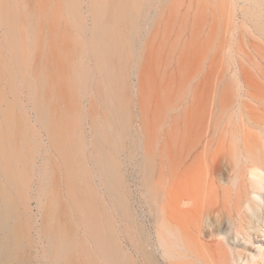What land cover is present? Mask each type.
Returning <instances> with one entry per match:
<instances>
[{
    "label": "rangeland",
    "instance_id": "obj_1",
    "mask_svg": "<svg viewBox=\"0 0 264 264\" xmlns=\"http://www.w3.org/2000/svg\"><path fill=\"white\" fill-rule=\"evenodd\" d=\"M107 38L121 48L125 136L102 102L96 47ZM262 128L264 5L255 0H0V197L12 204L14 264H58L57 231L73 238L59 264H108L89 227L106 234L110 222L120 264H167L145 255L156 243L144 216L149 183L171 196L211 165L223 184L229 170L220 178L212 163L219 146ZM98 150L114 158L119 202ZM201 225L212 245L230 229L217 209Z\"/></svg>",
    "mask_w": 264,
    "mask_h": 264
},
{
    "label": "bare ground",
    "instance_id": "obj_2",
    "mask_svg": "<svg viewBox=\"0 0 264 264\" xmlns=\"http://www.w3.org/2000/svg\"><path fill=\"white\" fill-rule=\"evenodd\" d=\"M255 1L264 5V0ZM120 51L121 48L110 38L96 47L102 102L112 112L110 120L115 124L116 131L119 132L121 126L122 135L125 136L132 113L128 103L120 96L122 84L117 81L116 66L121 61ZM27 81L30 85L36 81L41 83V78L37 76ZM35 107L42 119L43 102L38 101ZM258 131L261 132L245 134L240 130L235 131V139L229 145L219 146L212 163H219L220 178L229 170V179L223 184H217L211 165L207 166L206 172H202V177L193 174V177L179 180L176 189L170 192L171 196L162 193L160 186L149 183L151 203L144 216L146 223L151 228L155 227L156 234V243L151 245L149 253H145L150 262L153 263L154 252H157L167 264H264V128ZM104 139L109 141L106 136ZM13 141L18 146V141ZM11 156L8 151L2 153L6 163ZM96 162L105 173L114 201L119 202L114 158L98 150ZM0 165L3 166L1 161ZM15 169L8 166V173ZM147 169L146 166V181ZM182 201H187L189 206L181 207ZM0 203L5 205L0 206V264H14V258L16 260L18 257L11 242H16V238L6 234L7 230H13L10 225L12 204L6 193L1 195ZM213 203L217 206H211ZM214 209L219 210L222 222H229V231L243 241V247L231 243L227 236L229 231L224 230L219 232L216 244L204 240L201 221L208 211ZM124 210L127 213L125 206ZM89 230L93 233L95 248L108 259V264H120L121 247L114 237L111 222L106 234L90 227ZM45 234L48 238L53 237L47 228ZM58 237L62 246L56 257L59 264V260L65 258V252L71 251L73 238L61 231L56 232L55 239ZM250 244L254 247L251 248Z\"/></svg>",
    "mask_w": 264,
    "mask_h": 264
},
{
    "label": "clouds",
    "instance_id": "obj_3",
    "mask_svg": "<svg viewBox=\"0 0 264 264\" xmlns=\"http://www.w3.org/2000/svg\"><path fill=\"white\" fill-rule=\"evenodd\" d=\"M189 203L187 201H182L181 202V207H188Z\"/></svg>",
    "mask_w": 264,
    "mask_h": 264
}]
</instances>
